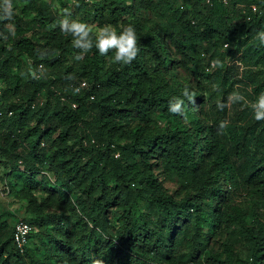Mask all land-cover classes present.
<instances>
[{"label": "trees", "instance_id": "1", "mask_svg": "<svg viewBox=\"0 0 264 264\" xmlns=\"http://www.w3.org/2000/svg\"><path fill=\"white\" fill-rule=\"evenodd\" d=\"M184 2L196 9L197 18L185 17L174 0H148L142 8L161 24L160 49L166 52L163 41H168L191 65L198 80L196 88H188L195 92V104L183 95L176 97L165 83H151L141 92L147 72L141 46L128 65L102 71L90 61L71 71L62 66L59 44L51 38L38 42L44 22H53L49 13L24 21L12 10L11 19L0 20V80L9 82L8 88L0 90V99L21 96L19 103L0 107V156L8 161L9 174L34 187L41 174L38 165L50 162L55 189L81 190L77 202L87 222L78 230V264H92L97 246L113 243L115 256L127 252L130 264H200V256L208 250L209 264H264V120L256 121L250 106L264 92V44L254 39L264 25V0ZM105 9L115 11L111 3L102 2L91 8L90 19L103 18ZM91 53L99 56L95 47ZM23 57L35 70L38 65L49 69L44 81L32 72L24 78ZM215 60L221 66L213 68ZM160 63L167 67L170 61L163 56ZM237 82L247 100L238 103L240 108L229 121L227 98ZM134 85L138 93L129 90ZM174 97L184 100V116L168 111ZM202 103L208 106L206 123L196 110ZM218 104L225 105L223 110ZM120 111L147 121L155 113L164 128L145 135L137 130L119 145L115 139L122 132L115 119ZM26 121L33 127L16 140ZM222 121L227 122L223 129ZM48 149L51 157L44 159ZM158 165L182 181L180 199L162 188L153 169ZM242 191L255 199L245 211L232 200ZM89 197L94 210L88 205ZM139 201L146 209L135 216ZM47 217L55 228L63 220ZM35 221L42 222L39 217ZM15 222L6 229L0 219V264H34L31 232L22 253L13 245ZM216 232L213 251L207 241ZM57 262L65 264L61 259Z\"/></svg>", "mask_w": 264, "mask_h": 264}, {"label": "rangeland", "instance_id": "2", "mask_svg": "<svg viewBox=\"0 0 264 264\" xmlns=\"http://www.w3.org/2000/svg\"><path fill=\"white\" fill-rule=\"evenodd\" d=\"M148 0H14L13 13L20 17L24 21H31L36 14L43 15L49 13V17L53 19V22H44L43 28L40 29V35L37 37L38 42L42 43L47 39H52L56 45H60L58 53L62 59V66H67L71 71L78 69L81 65L87 64L90 61H94L96 66L102 71L117 66L112 62L114 53L109 52L107 56H93L91 51L87 53L82 60L74 59L75 55L79 53V49H76L72 45V37L65 35L61 32L58 20L62 18V11L68 9L73 18L79 19L92 26L93 35L97 28L104 25H112L119 32L123 26L131 24L136 31L138 37V46L145 50V63L146 75L143 76L145 87L141 89V92L148 90V85L151 83L166 84L169 91H172L176 97L182 95L185 87L194 89L197 87V79L191 72V65L181 56L175 53L174 48L168 43L163 41V48L166 52L160 49L158 39L161 33V24L157 18L150 13L146 12L142 7ZM155 1V0H150ZM176 5L182 6L184 16L189 18L196 16V9L190 8L184 0H174ZM109 2L111 6L115 8V11L110 12L106 9L103 11V18L90 19L91 8L99 3ZM78 7H80L78 9ZM122 9H130L126 13H122ZM118 13H120L118 15ZM122 13V14H121ZM88 16H87V15ZM154 47V48H152ZM157 54V58L154 54ZM155 54V55H156ZM165 56V59L170 61L167 67H164L160 63V59ZM30 60L25 57L20 60L21 72L25 77H29L32 72L36 75V78L44 81L49 75V69L40 66L37 70L31 66ZM238 67L237 73H241V66L238 63L235 64ZM243 68V66H242ZM36 71V72H35ZM12 75L15 71H12ZM204 85L206 83L204 82ZM203 85V86H204ZM9 87L8 81L0 80V90ZM206 88L208 86H205ZM130 91L135 90V93L139 92L138 86H132ZM247 90V89H246ZM129 91V93H130ZM234 92H239L245 97L244 88L241 83H236L234 86ZM20 95L16 94L12 97H8L6 100L0 99V107H6L11 103H19ZM238 103H228L227 101V120L234 118V114L239 109ZM200 117L206 121L205 113L208 111V106L204 103L199 104L196 107ZM119 125L122 135L115 139V142L122 145L126 139L132 133L137 130L145 134H154L157 131H161L164 128V123L154 114L149 115V120H144L141 117L125 114L122 111L118 113V118L115 119ZM187 127L189 122L187 119L183 121ZM33 127V122L26 121V125L19 132V138L25 129ZM56 135V134H55ZM55 135L53 137H55ZM68 145V144H67ZM24 148L25 145L22 144ZM42 147H47L44 144ZM56 145L52 147L55 149ZM51 149V150H52ZM51 150L45 152L44 159L51 157ZM153 163L154 159H150ZM8 161L0 156V219L6 224V229L12 226L14 219H26L30 221L32 231L30 234V249L31 257L34 264H59L57 262L61 259L65 264H78L79 253L77 252L76 243H80V233L78 232L81 223L84 220L80 205L78 204L79 196L81 197V190L74 189L73 192L57 190L55 189V179L51 172V163H43L38 165L40 167L39 176L35 178L36 187L29 184L23 178H17L16 175H11L8 172V167L5 166ZM53 164H57L55 161ZM21 166V165H19ZM21 169V168H20ZM19 169V171H21ZM154 174L158 175L157 179L161 181V186L167 194L172 195L176 200L180 199L184 195L183 183L180 179H176L172 175L162 171V165L153 168ZM38 175V174H37ZM44 176L45 178H40ZM43 182V183H42ZM109 193H112L111 191ZM233 203L237 205V208L241 211H245L253 204L254 195L250 192H239L232 196ZM88 205L94 210L93 199L88 198ZM145 203L139 201L135 206L134 215L139 216L145 212ZM261 212V210H260ZM48 214L54 215L57 218L62 217L58 228L53 227L52 222L47 217ZM36 217H39L42 222L37 223ZM248 219V216L246 217ZM87 222V221H86ZM117 225V222H113ZM212 235L207 241L208 248H212L216 251L217 238ZM110 247L109 244H100L95 249L94 259L100 258L102 261L109 264H130L128 261L129 255L127 252L118 253L115 256L116 244ZM210 250V251H212ZM209 251V250H208ZM207 251V252H208ZM207 252H204L200 256V264H209ZM127 255V256H126ZM115 256V258H114ZM57 262V263H56Z\"/></svg>", "mask_w": 264, "mask_h": 264}, {"label": "clouds", "instance_id": "3", "mask_svg": "<svg viewBox=\"0 0 264 264\" xmlns=\"http://www.w3.org/2000/svg\"><path fill=\"white\" fill-rule=\"evenodd\" d=\"M12 8V0H3L2 5H0V9H2L3 13L0 15V20L11 19L13 14ZM57 23L62 33L72 37L73 47L79 49V53L74 57L76 60H82L93 47H95L101 56H107L109 52L114 53L112 62L115 64L128 65L135 60L139 54L138 37L135 28L131 24L123 26L119 32H117V29L112 25H104L103 27L97 28L95 35H93L92 26L79 19L73 18L68 9L62 11V18L59 19ZM254 39L264 44V25L256 32ZM218 66H221L220 61L215 60L212 62L213 68ZM182 95L189 102L195 104V92H190L189 89L185 87ZM227 99L228 103L245 102V97L239 92L231 93ZM250 106L253 110L254 119L256 121L264 120V92H262ZM224 107V104L217 105V108L220 110H223ZM168 111L174 115L184 116V100L174 97L169 101ZM219 127L221 129L227 127V122L222 121ZM92 264H103V261L97 258L92 261Z\"/></svg>", "mask_w": 264, "mask_h": 264}, {"label": "built area", "instance_id": "4", "mask_svg": "<svg viewBox=\"0 0 264 264\" xmlns=\"http://www.w3.org/2000/svg\"><path fill=\"white\" fill-rule=\"evenodd\" d=\"M38 68H40V65H38ZM85 83H81V87H84ZM31 232V226L27 224L22 219H16V222L13 225L12 230V242L15 247V249L22 253L24 251V248L28 244V235Z\"/></svg>", "mask_w": 264, "mask_h": 264}]
</instances>
